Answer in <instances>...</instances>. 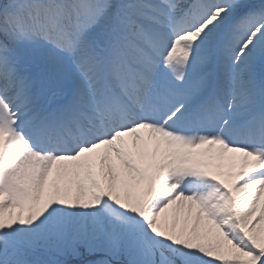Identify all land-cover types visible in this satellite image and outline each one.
Segmentation results:
<instances>
[{"label":"snow or ice","instance_id":"6c2138e0","mask_svg":"<svg viewBox=\"0 0 264 264\" xmlns=\"http://www.w3.org/2000/svg\"><path fill=\"white\" fill-rule=\"evenodd\" d=\"M0 264H264V0H0Z\"/></svg>","mask_w":264,"mask_h":264}]
</instances>
